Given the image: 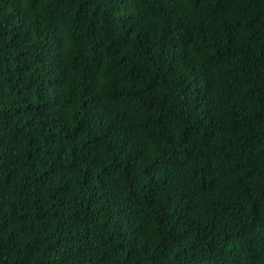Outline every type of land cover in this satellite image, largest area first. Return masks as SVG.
I'll list each match as a JSON object with an SVG mask.
<instances>
[{
    "label": "trees",
    "instance_id": "1",
    "mask_svg": "<svg viewBox=\"0 0 264 264\" xmlns=\"http://www.w3.org/2000/svg\"><path fill=\"white\" fill-rule=\"evenodd\" d=\"M0 264H264V0H0Z\"/></svg>",
    "mask_w": 264,
    "mask_h": 264
}]
</instances>
